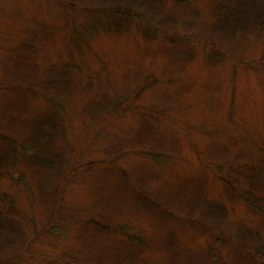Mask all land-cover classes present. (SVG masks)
I'll list each match as a JSON object with an SVG mask.
<instances>
[{
	"label": "rangeland",
	"instance_id": "1",
	"mask_svg": "<svg viewBox=\"0 0 264 264\" xmlns=\"http://www.w3.org/2000/svg\"><path fill=\"white\" fill-rule=\"evenodd\" d=\"M0 264H264V0H0Z\"/></svg>",
	"mask_w": 264,
	"mask_h": 264
}]
</instances>
